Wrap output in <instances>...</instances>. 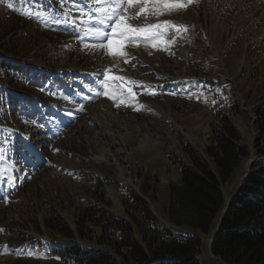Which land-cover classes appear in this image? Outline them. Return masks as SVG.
<instances>
[{"label": "rangeland", "instance_id": "374dc122", "mask_svg": "<svg viewBox=\"0 0 264 264\" xmlns=\"http://www.w3.org/2000/svg\"><path fill=\"white\" fill-rule=\"evenodd\" d=\"M15 14L0 5L1 35L6 33L0 57L94 72L107 67L110 76L151 87L133 89L144 94L132 106L117 107L119 101L104 97L75 111V120L63 124L58 136H44L51 145L50 162L20 192L14 190L7 205L0 203V264H59V251L48 245L52 242L110 250L123 223L139 239L152 224L134 194L147 202L159 226L177 236H200V264H224L210 248L221 215L203 234L173 227L165 209L169 184L179 181L183 164L191 163L189 153H204L228 119L251 154L223 184L227 203L253 165L264 161L253 148L256 121L264 114V0H195L185 10L132 21L143 26L169 20L187 31L169 30L167 39L176 42L168 51L130 44L125 49L129 63L98 48L79 51L73 39L46 33ZM10 85L0 69V87ZM139 105L143 107L135 110ZM78 106L69 105L73 110ZM73 110H61L69 115L67 122ZM24 123L26 131L34 130Z\"/></svg>", "mask_w": 264, "mask_h": 264}, {"label": "trees", "instance_id": "16d2710c", "mask_svg": "<svg viewBox=\"0 0 264 264\" xmlns=\"http://www.w3.org/2000/svg\"><path fill=\"white\" fill-rule=\"evenodd\" d=\"M2 30L0 24V41L6 35H1ZM0 69L11 85L19 87L18 78L10 71H22L21 67L0 60ZM12 100L15 112L21 103L17 97ZM256 126L258 134L253 148L258 156H264L263 113ZM189 154L191 163L183 164L179 181L169 184L167 221L176 228L209 234L221 215L210 247L212 254L224 264H264V161L253 165L227 203L223 184L251 154L250 145L243 141L236 125L228 119L204 153L193 150ZM133 197L142 215L152 224L149 232H142L137 239V231L123 223L118 228L119 240H115L110 250L63 243L59 245L62 253L59 264H200V236H177L170 228L159 226L147 202L137 194Z\"/></svg>", "mask_w": 264, "mask_h": 264}, {"label": "snow or ice", "instance_id": "6c2138e0", "mask_svg": "<svg viewBox=\"0 0 264 264\" xmlns=\"http://www.w3.org/2000/svg\"><path fill=\"white\" fill-rule=\"evenodd\" d=\"M3 2V0H0ZM195 0H96L97 4H103L97 11L108 21L109 31L105 32L100 28L90 29L87 35L100 41L94 47L106 49L105 55L125 58L124 63H129L126 47L131 43H143L145 46L157 50L168 51L172 44L176 42L175 37L167 39L169 30L174 32L187 31L181 25H175L169 20L157 23H145L143 26L134 25L132 21H138L143 17L148 21L151 17H161L175 12L185 10ZM9 7H12L9 4ZM135 9V11H132ZM67 15V14H65ZM104 23V21H101ZM88 47V45H85ZM170 55H175L169 52ZM151 55V52H149ZM115 67V65H113ZM111 69H107L102 75V92L114 102L119 101L116 106L121 104L132 106L143 92H134L133 89H145L150 85L138 84L135 81L127 80L123 76L108 75ZM151 94H155L152 92ZM143 105L135 107L139 111ZM2 231V230H0Z\"/></svg>", "mask_w": 264, "mask_h": 264}]
</instances>
